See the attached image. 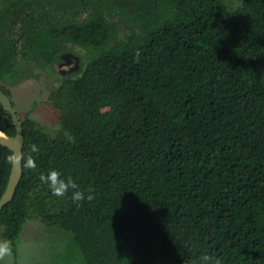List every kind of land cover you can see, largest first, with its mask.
Returning a JSON list of instances; mask_svg holds the SVG:
<instances>
[{
    "label": "trees",
    "instance_id": "16d2710c",
    "mask_svg": "<svg viewBox=\"0 0 264 264\" xmlns=\"http://www.w3.org/2000/svg\"><path fill=\"white\" fill-rule=\"evenodd\" d=\"M31 2H28V5ZM139 30L112 44L110 6L84 19L0 10V86L22 48L54 62L70 39L88 51L50 102L61 128L22 119L23 161L0 231L15 263L31 215L69 231L84 264H264V0H134ZM0 129L16 124L0 101ZM39 148L32 151V146ZM13 150L0 143V198ZM71 176L93 199L54 196L41 172Z\"/></svg>",
    "mask_w": 264,
    "mask_h": 264
},
{
    "label": "rangeland",
    "instance_id": "374dc122",
    "mask_svg": "<svg viewBox=\"0 0 264 264\" xmlns=\"http://www.w3.org/2000/svg\"><path fill=\"white\" fill-rule=\"evenodd\" d=\"M229 8H236L243 0H224ZM28 2H31L28 5ZM106 3L111 8L106 12L109 21L115 23L111 43L126 41L139 30L138 24L128 14L134 9V0H0V10L10 5L22 6L25 11L38 13L44 9L50 19H84L94 6ZM12 74L2 80L10 89L11 98L19 116L29 117L41 125L50 134L61 128L60 110L49 100L52 88L59 85L65 74L76 60L77 70L67 75L76 76L82 72L88 61L87 48L70 40L61 41L60 50L54 62L47 61L40 53L27 55L29 46L22 48ZM6 241L0 231V242ZM0 264H84L72 235L66 229L43 221L37 215H31L24 224L19 240V256L15 263L13 254L5 257Z\"/></svg>",
    "mask_w": 264,
    "mask_h": 264
},
{
    "label": "clouds",
    "instance_id": "9594fccd",
    "mask_svg": "<svg viewBox=\"0 0 264 264\" xmlns=\"http://www.w3.org/2000/svg\"><path fill=\"white\" fill-rule=\"evenodd\" d=\"M33 152H38L39 148L36 145L32 146ZM10 164H16L19 161L13 156L8 158ZM23 166L26 169L35 170L37 165L34 157L29 155L24 161ZM39 181L42 184L47 185L49 190L54 196L63 197L71 190V199L73 203L79 204L85 199L91 201L94 197L92 195V189H88V194L80 189L77 182L71 177H63L61 172L55 168L50 169L47 173L41 172L39 174ZM11 245L8 241L0 242V261H3L5 257L11 254ZM188 264H222L221 259L210 256L202 255L199 259L192 260Z\"/></svg>",
    "mask_w": 264,
    "mask_h": 264
},
{
    "label": "water",
    "instance_id": "95a60500",
    "mask_svg": "<svg viewBox=\"0 0 264 264\" xmlns=\"http://www.w3.org/2000/svg\"><path fill=\"white\" fill-rule=\"evenodd\" d=\"M79 68V61L74 62V66L70 70H77ZM70 70H62L65 76L69 73ZM0 101L7 109L9 114L12 116L16 124V133L14 135H9L0 129V143L9 146L13 150V157L16 158L19 162L13 164L10 178L6 187L5 192L0 198V210L10 202L18 188L20 180L23 175V149L25 143L24 136V126L22 123V118L19 116L16 107L13 103L11 96H9L0 86Z\"/></svg>",
    "mask_w": 264,
    "mask_h": 264
},
{
    "label": "flooded vegetation",
    "instance_id": "af4514ba",
    "mask_svg": "<svg viewBox=\"0 0 264 264\" xmlns=\"http://www.w3.org/2000/svg\"><path fill=\"white\" fill-rule=\"evenodd\" d=\"M14 103V102H13Z\"/></svg>",
    "mask_w": 264,
    "mask_h": 264
}]
</instances>
